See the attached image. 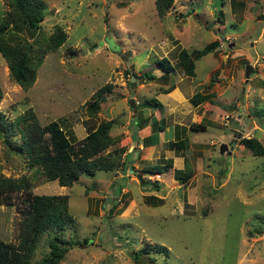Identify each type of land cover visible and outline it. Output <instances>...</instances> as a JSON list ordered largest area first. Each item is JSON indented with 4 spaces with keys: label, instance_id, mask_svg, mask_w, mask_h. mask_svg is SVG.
Returning a JSON list of instances; mask_svg holds the SVG:
<instances>
[{
    "label": "rangeland",
    "instance_id": "rangeland-1",
    "mask_svg": "<svg viewBox=\"0 0 264 264\" xmlns=\"http://www.w3.org/2000/svg\"><path fill=\"white\" fill-rule=\"evenodd\" d=\"M45 2L41 29L48 34L58 24L67 37L45 54L26 89L12 80L0 52L2 117L10 123L32 114L42 126L57 120L72 141L109 119L116 139L104 152L118 147L120 162L128 163L60 185L29 166L0 132V175H26L33 192L69 196L73 222L60 235L79 242L58 264H139L133 253L149 243L168 249L149 252L155 264H264V154L239 142L230 152L219 148L233 138L232 128L264 145V116L256 113L264 105V0H174L162 16L154 0ZM7 9L0 0V14ZM182 48L195 58L194 76L178 63ZM163 56L174 65L171 71L158 63ZM247 62L253 70L245 82ZM107 83L106 98L91 117L86 104ZM196 90L214 95L193 105L189 97ZM136 120L142 127L160 120L163 128L146 145ZM197 122L205 128H192ZM183 137L187 145L173 144ZM12 141H22L19 132ZM170 157L167 170L149 171ZM21 217L16 203H0L1 239L18 242ZM48 249L43 234L31 264Z\"/></svg>",
    "mask_w": 264,
    "mask_h": 264
},
{
    "label": "trees",
    "instance_id": "trees-1",
    "mask_svg": "<svg viewBox=\"0 0 264 264\" xmlns=\"http://www.w3.org/2000/svg\"><path fill=\"white\" fill-rule=\"evenodd\" d=\"M8 9L0 14V52L8 63L12 80L23 88H28L36 79V72L43 62L45 54L57 49L67 37L60 25H56L52 32L46 34L41 29V23L45 17V0H6ZM157 13L162 16L173 4L174 0H154ZM34 31V32H33ZM28 33L31 35L29 39ZM215 41L206 45L205 49L198 50L196 57L206 53ZM207 50V51H206ZM178 63L184 73L195 75V58L186 49L178 52ZM165 72L171 71L174 65L166 57H161L158 62ZM146 77L154 78L155 74L145 72ZM110 87L107 83L98 88L94 99L87 102L86 110L92 117L100 109V104L105 100V93ZM173 87L163 88L168 92ZM2 95L0 89V97ZM214 92H201L196 90L190 97L193 105L210 99ZM139 103V102H138ZM151 105L146 100L145 105ZM153 104L161 106V101L156 97ZM264 116V105L256 110V113ZM32 119L20 116L14 122H7L0 113V132L5 137V142L11 148L26 156L29 166H35L41 171L44 179H57L60 185H72L79 181L81 173L94 174L97 169L110 170L119 163L128 166L121 161V153L118 147L104 152L115 142L111 134V120L102 119L96 125L88 126L87 133L80 139L72 141L65 129L57 120H52L41 125L34 115ZM146 119V118H145ZM163 121V118H162ZM161 121V122H162ZM156 120L151 125V132L142 138L143 144L151 143L152 132L162 129L163 124ZM137 128L142 124L135 121ZM192 128H205L197 122ZM14 132H19L22 141L15 144L12 141ZM187 138L183 137L173 141V144L184 147ZM248 148L254 155L264 154V145L253 135L241 136L238 141ZM173 163L172 157L167 159V164H154L149 166V171L161 172L167 170ZM189 167V165H187ZM184 171L183 183L190 175V168ZM179 177L178 172H176ZM155 185H158L155 182ZM32 183L26 175L11 177L0 175V203L17 204V209L22 217L19 222L18 242L6 241L0 238V264H31L34 250L39 238L46 234L49 249L35 264H58L66 255L69 247L77 239H65L60 231L65 230L72 222L73 217L68 210L69 196L67 193H36L32 191ZM167 251V247L157 244H145L140 251L133 253V258L139 264H155V257L149 255L150 251ZM143 254H141V253Z\"/></svg>",
    "mask_w": 264,
    "mask_h": 264
},
{
    "label": "water",
    "instance_id": "water-1",
    "mask_svg": "<svg viewBox=\"0 0 264 264\" xmlns=\"http://www.w3.org/2000/svg\"><path fill=\"white\" fill-rule=\"evenodd\" d=\"M252 70H253V66H252L249 62H247V63L245 64V68H244L245 82L248 81V79H249V77H250V74H251ZM133 77H134V76H132V78H133ZM244 89H245L244 86H242V93L244 92ZM240 99H241V101L243 100V95H242V94L240 95ZM129 101H130V104H131L132 106L135 105V100H134L133 98H130ZM231 130L233 131V138H232L230 141H228V142H222V143L220 144L219 148H220V152H221V153H222L224 150H227L228 152H230V149L233 147V145L237 142V140H238V139L241 137V135H242V130H239V129H237V128H232ZM229 147H230V149H229ZM136 176H137L141 181H144V179H143L141 173L137 172V173H136Z\"/></svg>",
    "mask_w": 264,
    "mask_h": 264
},
{
    "label": "crops",
    "instance_id": "crops-1",
    "mask_svg": "<svg viewBox=\"0 0 264 264\" xmlns=\"http://www.w3.org/2000/svg\"><path fill=\"white\" fill-rule=\"evenodd\" d=\"M148 114H151V110L149 111ZM144 115H145V114H144ZM145 116H146V115H145ZM150 117H151V116H150ZM150 127H151V126H149V125H146V126H144V127H141V129L145 131V134L142 136V138H143L144 136L148 135V134L151 132V128H150Z\"/></svg>",
    "mask_w": 264,
    "mask_h": 264
}]
</instances>
